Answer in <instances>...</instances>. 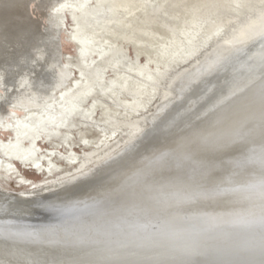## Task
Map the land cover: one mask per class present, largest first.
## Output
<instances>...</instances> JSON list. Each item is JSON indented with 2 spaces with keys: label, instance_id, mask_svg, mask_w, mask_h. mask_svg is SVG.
I'll return each instance as SVG.
<instances>
[{
  "label": "bare ground",
  "instance_id": "1",
  "mask_svg": "<svg viewBox=\"0 0 264 264\" xmlns=\"http://www.w3.org/2000/svg\"><path fill=\"white\" fill-rule=\"evenodd\" d=\"M0 134V264H264V0H0Z\"/></svg>",
  "mask_w": 264,
  "mask_h": 264
},
{
  "label": "rangeland",
  "instance_id": "2",
  "mask_svg": "<svg viewBox=\"0 0 264 264\" xmlns=\"http://www.w3.org/2000/svg\"><path fill=\"white\" fill-rule=\"evenodd\" d=\"M65 30H66V32H63L61 34V36H59V42H60L59 48H60V51H62L66 55H68V57H73L74 55H79L78 52L81 50V48L78 47V46H76L70 40L71 37L67 34L68 31L72 30V19H71V16H69V14H66ZM133 47H134L133 44H130L127 47V50H128V53L129 54L131 53L132 56L134 57L135 56V53H134ZM142 59H145V56H142ZM78 76H79V74H78ZM1 135H3V136H1ZM8 136H10V137H8ZM7 138H11V135L10 134H0V140L1 139H7ZM18 165H19V167H22V166H20L21 164H18ZM21 171H22V175H24L25 177L31 179L32 181H35L36 180L35 182H37L38 184L39 183H42L45 179L48 178V177H45V179H44V177H41L40 178L39 176H35V175H32V174H29L28 172L24 171L23 169ZM13 181H5V180H2V185L0 184V187L3 188V191L5 192V194H7V192H9V194H13V192H15V194H20V193H22V192H24V191L27 190V188H19L20 185L19 184H15Z\"/></svg>",
  "mask_w": 264,
  "mask_h": 264
}]
</instances>
